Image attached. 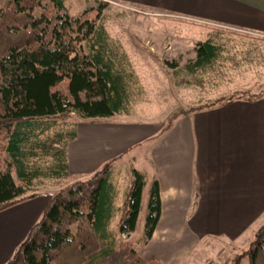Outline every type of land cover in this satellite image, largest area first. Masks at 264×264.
I'll list each match as a JSON object with an SVG mask.
<instances>
[{
  "label": "trees",
  "instance_id": "obj_1",
  "mask_svg": "<svg viewBox=\"0 0 264 264\" xmlns=\"http://www.w3.org/2000/svg\"><path fill=\"white\" fill-rule=\"evenodd\" d=\"M65 2L6 0L0 5V211L36 196L27 194L33 179L68 176L65 149L57 150L42 165L40 160L48 153L35 148L45 142L57 119L74 116L95 122L129 113L130 64L103 25L101 12L107 4L100 2L71 15ZM195 50L193 67L201 69L215 61L218 46L207 40ZM263 94L235 97L254 99ZM111 169L112 163L107 162L90 177L54 193L4 264H161L156 258H144L131 242L121 239L136 228L143 174L132 169L134 179L116 208ZM115 213L118 240L109 229ZM159 216V186L154 179L143 244ZM244 259L264 264V224L229 264H241Z\"/></svg>",
  "mask_w": 264,
  "mask_h": 264
},
{
  "label": "crops",
  "instance_id": "obj_2",
  "mask_svg": "<svg viewBox=\"0 0 264 264\" xmlns=\"http://www.w3.org/2000/svg\"><path fill=\"white\" fill-rule=\"evenodd\" d=\"M116 1L264 35V0ZM115 116L76 122L75 136L65 145L68 175L86 179L107 162L113 173L149 155L160 216L139 250L144 258L178 264L202 244L236 247L256 237L264 224V94L183 110L167 126ZM51 196L36 195L0 211V264L12 256Z\"/></svg>",
  "mask_w": 264,
  "mask_h": 264
},
{
  "label": "rangeland",
  "instance_id": "obj_3",
  "mask_svg": "<svg viewBox=\"0 0 264 264\" xmlns=\"http://www.w3.org/2000/svg\"><path fill=\"white\" fill-rule=\"evenodd\" d=\"M100 2L107 4L101 12L103 25L125 53L133 81L128 90L129 113L116 115L115 119L152 120L167 126L183 110L222 97L264 92V35L258 36L182 15H159L146 7L147 10L140 9L116 0H66L65 4L69 14L75 15ZM206 40L218 46L219 57L215 58L211 66L194 68L195 48ZM77 121L74 116L67 120L57 119L56 125L46 134L45 142L35 147L48 155L36 161L40 160L45 165L57 150H64L70 139L72 124ZM131 163L113 169L111 180L117 190L114 202L117 208L134 179L132 169H138L144 176L136 228L129 236H121L139 251L143 247L142 237L153 175L148 154L144 159ZM74 181L75 178L69 175L35 178L30 182L27 194L35 193L45 199ZM14 182L20 183L15 175ZM117 221L118 214L115 213L109 229L118 240ZM254 238L236 247L214 242L202 244L178 264H229L235 255L247 249ZM241 264L249 263L244 259Z\"/></svg>",
  "mask_w": 264,
  "mask_h": 264
}]
</instances>
